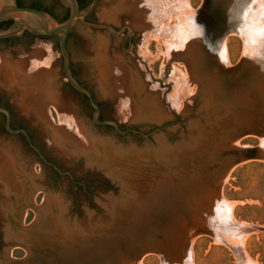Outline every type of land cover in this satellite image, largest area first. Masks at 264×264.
Returning a JSON list of instances; mask_svg holds the SVG:
<instances>
[{
  "label": "rangeland",
  "instance_id": "obj_1",
  "mask_svg": "<svg viewBox=\"0 0 264 264\" xmlns=\"http://www.w3.org/2000/svg\"><path fill=\"white\" fill-rule=\"evenodd\" d=\"M39 1L61 16L64 0ZM251 1L91 0L89 20L79 21L69 33L72 75L93 93L99 121L115 122L123 131L161 130L148 138L121 135L111 124L93 122L89 100L66 80L58 37L31 33L0 41V106L11 111L13 128L26 127L47 160L65 173L45 165L22 136L7 133L0 116V264L7 263L8 249L9 259H28V245L40 255L37 264L47 262L53 249L66 260L90 264L91 255H99L102 264H113L106 257L122 256L120 244L156 234L155 219L161 214H178L176 201H184L189 192L174 190L180 181L172 165L149 159L137 170L117 165V157L130 152L135 157L146 148L162 155L198 117L208 91L237 98L264 92V0ZM189 56L204 60L197 78L185 61ZM249 59L253 65L239 69ZM241 118L259 125L262 135L245 136L236 144L259 148L264 144L263 112L236 114ZM93 143L99 144V153L86 150ZM115 171L128 180L120 184ZM221 197L227 205L216 204L223 207L216 213L219 225L232 220L264 227V160L246 159L232 167ZM50 198L60 207L39 215L36 210ZM36 222L37 228L26 232ZM161 232L174 242L176 234L169 228ZM242 239L229 244L198 236L190 263L240 264L232 247L238 245L248 264H264V232ZM139 264L163 260L151 253Z\"/></svg>",
  "mask_w": 264,
  "mask_h": 264
},
{
  "label": "water",
  "instance_id": "obj_2",
  "mask_svg": "<svg viewBox=\"0 0 264 264\" xmlns=\"http://www.w3.org/2000/svg\"><path fill=\"white\" fill-rule=\"evenodd\" d=\"M253 1H251L249 5L252 4ZM64 3L71 7L72 11L70 17L66 21L60 22L55 16L45 10L19 6L18 0H0V24L13 21V24L5 31L0 30V40L17 38L22 36L25 32L58 37L66 80L75 91L87 97L90 105L94 109L93 122L96 125L111 124L121 135H127L132 132L140 134L145 138H148L151 134L160 132L161 130L159 128L150 134H145L133 128L123 131L115 122L98 120L100 106L95 100L93 93L87 88L82 87L74 79L71 72V56L67 47L68 33L79 21L85 23V18L90 14L95 3H93L91 8L87 11H80L75 0H64ZM1 28L2 26H0V29ZM220 36L221 35H217L216 37L219 38ZM187 53L190 54L189 51H187ZM195 56H189L185 61L189 62L188 66L191 75L197 78L199 71L201 68L203 69L205 63L204 60H199V58L198 60H193L192 58ZM248 58L254 59V56H249ZM251 59H249V61H244L239 69L242 70L249 64L250 66L253 65L255 59ZM262 62L264 61L262 60ZM245 97H249L251 100L255 101V105H251V103L249 105L244 102V100L246 101ZM207 99L208 102L200 108L198 117L191 120L181 140L175 142L173 146H170V149L161 150V153H163L162 155L152 152L150 148L142 150L139 152L138 156L135 157H133L134 155L132 152L128 155H118L117 165H123V167L124 165L134 166L137 170L140 169L142 163L149 159L167 166L172 165L174 167L173 171L176 172L175 176L180 181L174 183V190L177 192L183 190L182 193L187 190L185 195L189 193L186 198H184V201H176L175 207L177 208L178 214H161L160 217L155 219V224L159 228L156 234H147L131 244L123 245L122 249L124 254L122 256L107 255L106 259L108 261L111 260V262L113 260V264H139L146 254L151 253L161 256L163 264L173 262L177 264H186V260H188L191 253L192 242L198 236L212 235L216 236L219 240L229 243L233 240L239 241L240 237L245 238L246 235L255 231L264 232V227H246L232 220H229V223L226 225H219V223L213 219L214 206L217 202L227 205L221 197V186L232 167L246 159L264 160V144L254 149L240 147L236 144L239 139L245 136L252 134L262 135L259 134L261 133L259 125H256L255 122H245L242 118L240 120L236 119V114L239 112L242 114L248 113L250 109L262 111L264 114V92L261 94L251 92L249 95H243L241 98H237L229 92L215 90L208 91ZM244 103L246 105H244ZM0 113L6 116L5 129L7 132L12 134H24L30 147L38 154L44 163L54 167L59 174H65L54 163L47 160L41 150L32 142L25 129L11 128V112L9 109L0 106ZM231 115L234 117L229 119L228 117H231ZM261 139L264 143V138ZM158 146L161 147V143H158ZM86 150L89 153L93 151L99 153L100 146L97 143H93L90 149L87 148ZM114 176L117 180H120V184L122 182L125 183L127 179L119 171H115ZM50 207L55 210L59 208L60 205L50 198V201L46 202L42 209L40 208L36 211L39 215H43L48 213ZM159 207L160 206H158V209ZM229 215L228 211L227 217H230ZM37 226L38 223L36 222L33 227L26 229V232H32ZM160 228H169L170 231L174 232L176 234L174 242H171V240L167 238L169 235L162 233ZM49 238L55 240V235H49ZM65 238L60 236L58 239H62L61 241L66 243L70 242L74 244L73 241H69V239ZM60 243H58L57 246H60ZM27 247L29 257L21 261L9 259L10 250L8 249L6 252V257L8 258L6 264H37L35 260L38 259L40 255L38 256L36 249H33L29 245ZM232 247L239 257L240 264H243L246 261L243 252L238 245ZM57 250L58 249L50 250V254L46 256L47 262L44 261L43 264H83V262L66 260L65 258L59 257L60 255L57 253L59 250ZM50 259L51 261L53 260L52 263L48 261ZM100 260L101 258L99 255H91L89 263L102 264ZM105 263L108 264L107 262Z\"/></svg>",
  "mask_w": 264,
  "mask_h": 264
},
{
  "label": "flooded vegetation",
  "instance_id": "obj_3",
  "mask_svg": "<svg viewBox=\"0 0 264 264\" xmlns=\"http://www.w3.org/2000/svg\"><path fill=\"white\" fill-rule=\"evenodd\" d=\"M76 1V3H77V5H78V7H79V10L80 11H83V10H87V8H88V5L90 4V2H91V0H75ZM18 2L22 5V6H25V7H32V8H37V9H41V10H46L47 12H49V13H51L53 16H55V18H57L59 21H62V20H66V19H68L69 17H70V15H71V7H69V6H67L65 3L64 4H62V6H60V9H61V16L59 15V14H57L56 12H53V11H51V10H49L46 6H44L39 0H32L30 3H28V4H24L23 2H22V0H18ZM92 14V13H91ZM89 17H90V14L85 18V21H87V20H89ZM3 23H5V22H3ZM2 24V23H1ZM3 27L2 28H5V29H7V28H9L10 26H8V24H4V25H2ZM74 29V28H73ZM72 29V30H73ZM71 30V31H72ZM5 31V30H4ZM70 31V32H71ZM69 32V33H70ZM69 33H68V38H67V47H68V40H69ZM24 35V34H23ZM25 36V35H24ZM15 39H17V38H15ZM14 39L13 38H7V39H1L0 41H13ZM81 96H85L84 94H81V93H79ZM86 97V96H85ZM4 107V106H3ZM8 109V108H7ZM11 112V111H10ZM0 116H4V118H5V122H4V129H5V123H6V116L3 114V113H0ZM13 115H12V113H11V128L12 129H25L27 132H28V134H29V131H28V129H26V127H19V128H13ZM5 131H6V129H5ZM7 132V131H6ZM7 133H9V132H7ZM9 134H11V135H15V136H22L24 139H25V141H26V143H27V145H28V147H30V145H29V143H28V141H27V139H26V137L24 136V134H22V133H18V134H12V133H9ZM29 136H30V134H29ZM30 138H31V136H30ZM32 140V139H31ZM33 142V141H32ZM30 149H32L31 147H30ZM33 150V149H32ZM34 151V150H33ZM34 153L35 154H37L35 151H34ZM38 155V154H37ZM39 157V156H38ZM45 165H47L46 163H44ZM47 166H49V167H51V168H53L54 169V167H52L51 165H47ZM55 170V169H54ZM56 171V170H55ZM57 172V171H56Z\"/></svg>",
  "mask_w": 264,
  "mask_h": 264
},
{
  "label": "bare ground",
  "instance_id": "obj_4",
  "mask_svg": "<svg viewBox=\"0 0 264 264\" xmlns=\"http://www.w3.org/2000/svg\"><path fill=\"white\" fill-rule=\"evenodd\" d=\"M172 44V43H171ZM174 47V46H173ZM160 180V179H159ZM217 205H215L214 206V214H213V218H214V221H216V213H217V210H218V208L216 207ZM220 206V205H219ZM222 206V205H221ZM220 206V207H221ZM225 207V206H224ZM221 208H223V207H221ZM221 208H219V209H221ZM219 211V210H218ZM217 215H219V214H217ZM215 216V217H214ZM220 216V215H219ZM218 218V217H217ZM223 220V219H222ZM220 221H221V219H220ZM229 221V220H228ZM229 223V222H228ZM227 223V224H228ZM243 241V239H242V237H240L239 238V241H238V243H241ZM230 243V242H229ZM237 243V242H236ZM231 244V243H230ZM243 244V243H242ZM123 245L122 244H120V247H122ZM242 246V245H241ZM80 254V253H79ZM78 254V255H79ZM83 260V259H82ZM112 262H113V260H112ZM166 264H168V263H166ZM175 264H177V263H175ZM186 264H191L190 263V256H189V258H188V260H186ZM243 264H248V260L246 259V261L243 263Z\"/></svg>",
  "mask_w": 264,
  "mask_h": 264
},
{
  "label": "trees",
  "instance_id": "obj_5",
  "mask_svg": "<svg viewBox=\"0 0 264 264\" xmlns=\"http://www.w3.org/2000/svg\"><path fill=\"white\" fill-rule=\"evenodd\" d=\"M18 5L19 6H22L19 2H18ZM22 7H24V6H22ZM32 8V7H31ZM35 9H37V8H35ZM39 10H41V9H39ZM46 11V10H45ZM67 20V19H66ZM66 20H62V21H60V22H64V21H66ZM4 24H8V26H11L12 24H13V21H8V22H5V23H2V24H0V26H2V25H4ZM3 27V26H2ZM0 30H2V31H4V30H6L5 28H1ZM24 35L25 36H28V37H33V35L31 34V33H29V32H25L24 33ZM13 39H15V38H13Z\"/></svg>",
  "mask_w": 264,
  "mask_h": 264
}]
</instances>
